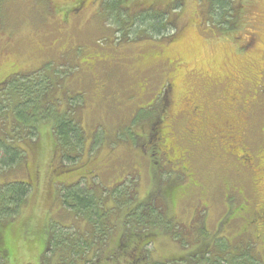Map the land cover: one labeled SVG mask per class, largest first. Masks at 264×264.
Instances as JSON below:
<instances>
[{
  "label": "rangeland",
  "instance_id": "374dc122",
  "mask_svg": "<svg viewBox=\"0 0 264 264\" xmlns=\"http://www.w3.org/2000/svg\"><path fill=\"white\" fill-rule=\"evenodd\" d=\"M144 1L142 8L150 7L153 0ZM173 1L158 0L155 7L168 10ZM86 3L64 22L62 17L73 14L70 10L76 0H0V82L20 72H35L47 63L66 71V88L84 95L79 117L87 133L83 154L84 161H89L86 171L98 176L93 182L96 186L101 182L108 193L123 182L126 188H136L141 199L149 195L161 198L162 185L158 179L154 183L151 172V158H158L150 152L154 144L161 154H169L172 164L159 161L167 174L175 171L172 174L182 179L175 185L176 208L171 212L183 223L189 245H181L173 236L161 237L150 247L152 260L164 263L182 255L191 260L200 242L193 241V229L187 225L196 215L197 226L203 230L204 239L200 240L204 250L215 249L220 243L222 249L227 246V253L239 254L237 245L241 243L242 253L264 264V228L253 234L250 227V238L236 239L246 232L242 231L243 222L236 219L229 228L218 230L228 209L226 196L231 192L237 191L243 200L238 210L245 207L251 213L254 207L249 209L250 203L264 202L263 189L251 187L250 169L243 170L236 157L228 154L231 144L222 137L235 118V127H241L242 119L237 117L241 110L229 89L235 93L243 90L245 102L254 105L248 125L250 149L253 154L264 151V0H231L234 10L223 18L212 11L210 0H181V9H169L176 25L173 43L165 38L149 42L140 34L139 40L129 44L121 41L123 33L97 11L99 0ZM227 21L238 22L236 31ZM173 33L170 31V36ZM165 94L168 101L160 110L161 95ZM195 105L203 108L201 116L191 112ZM157 114L156 119L164 122L159 124L156 140L148 122L136 123ZM188 128L197 133L190 134ZM47 132L41 127V145L30 151L29 167L0 175V182H11L28 179L29 170L35 174L34 192L24 212L10 222V229L9 224L1 228L5 241L12 245L14 259L5 263L0 258V264L59 262L52 251L42 262L40 235L22 240L23 229L30 226V233L41 232L46 238L51 216L53 223L72 227L71 218L55 202L57 185L53 183L58 178L50 173L55 169L50 166L54 152ZM251 171L256 178L262 172ZM129 178L135 180L132 187ZM76 180L64 177L61 184H75ZM93 182H88L91 187L85 181L80 184L91 189ZM237 206L232 205L233 211ZM80 227L86 228L84 222ZM57 228L54 237L71 231ZM245 257L243 254L242 259Z\"/></svg>",
  "mask_w": 264,
  "mask_h": 264
},
{
  "label": "trees",
  "instance_id": "16d2710c",
  "mask_svg": "<svg viewBox=\"0 0 264 264\" xmlns=\"http://www.w3.org/2000/svg\"><path fill=\"white\" fill-rule=\"evenodd\" d=\"M87 1L76 0L77 4L70 10L73 14L63 16L62 20L69 22L71 17L83 10ZM210 1L212 11L215 14L221 13L222 18L234 10L231 0ZM144 2L99 0L97 11H102V17L123 33L124 39L121 41L124 43L136 42L140 34L149 42L165 38L173 43L176 39L173 30L176 25L169 9H181V0H174L168 10H158L155 7L158 0H153L150 7L142 8ZM234 22L225 23L236 31L238 22ZM170 31L174 32L171 36ZM178 65L181 64L178 62ZM66 76V71L61 72L55 69L53 63H47L35 72H20L0 82V175L8 170L23 168L24 165L29 167L27 159L30 151H35L41 145V127L47 130L53 140L54 152L50 166L54 165L55 169L50 173H55L58 178L53 183L54 186L57 185L55 202L73 223L69 228L62 222L53 223L54 217L49 216L50 224L46 238H43L41 232L30 233L27 229L30 226L24 227L22 240L40 235L42 247L39 251L42 262L52 251L58 259L60 258L59 262L52 264H261L253 255L252 259L247 253H242L244 249L241 243L237 245L239 254L227 253V246L222 249L220 243L215 249L211 247L204 250L201 244L203 241L200 240V237L204 239L203 230L197 226L199 224L195 221L196 215L187 225L193 229V241L200 242V249L191 260L184 255L164 263L152 260L153 250L150 247L161 237L173 236L181 245H189L181 226L183 223L178 222L171 212L176 208L175 197L178 188L175 189V185L182 179H179L180 175L172 174L175 171L167 174L165 166L159 160L172 164L169 160L171 157L162 152L163 156L153 144L150 153L155 154L158 159L151 158L152 180L155 184L160 180L161 198L160 195H149L146 199H141L136 188H126L123 182L121 185L116 184L110 193L102 188L101 182L96 186L97 183L93 182V179L99 177L89 175L90 172L86 171L89 161L83 159L87 133L81 124L79 113L83 107L84 95L70 93L64 85ZM163 97L160 110L168 101L166 94L161 95V98ZM158 115L136 123L148 122L151 136L156 140L159 124L164 122V119H156ZM93 144L91 143V147ZM80 168H83V171H80ZM29 174L30 177L26 180L0 182V243L5 244L0 245V258L5 263L7 260L12 261L14 257L12 245L5 241L6 237L2 233L4 230L1 228L9 224L7 229H10V222L24 212L25 205L34 192L35 174L30 170ZM165 175H168L167 179ZM73 176L77 178L75 184H61L64 177ZM81 181H92L94 185L91 189L82 188ZM128 181L129 187L135 184V180L129 178ZM82 222L85 229L80 227ZM57 227L71 231L54 237V234L58 233ZM17 237L20 236L15 239ZM243 254L246 255L244 259Z\"/></svg>",
  "mask_w": 264,
  "mask_h": 264
},
{
  "label": "flooded vegetation",
  "instance_id": "af4514ba",
  "mask_svg": "<svg viewBox=\"0 0 264 264\" xmlns=\"http://www.w3.org/2000/svg\"><path fill=\"white\" fill-rule=\"evenodd\" d=\"M231 89L232 87L229 89L231 93V97L238 103V105L237 104L236 105L239 107V110H241V113L239 114V116H237L242 119L240 120L241 127L240 128L235 127V124L237 123L235 121L237 118H235V120L233 121L235 122L234 124L230 125L228 123V126L226 127L227 130L225 131V135H223L222 137L225 141H229L231 144L229 147L230 152L228 154L236 157L237 163L243 167V170L244 169L248 170V168L250 169L248 171H249V174L252 176V179L250 181L251 187L253 188L257 186V187L262 188L264 191V157H263L264 151L256 150L254 152L255 154H253L250 149L249 143H248V134H249L248 125L251 123L252 115L254 113L252 109L254 105L252 103L245 102V99H244L245 94L243 90L235 93V92H232ZM263 92H264V89L262 93ZM201 111H203V108L199 105L198 106L195 105L193 110H191V112L195 114L196 117H198L201 114ZM188 131L190 134H193V135L197 133V130H194L193 128L192 129L188 128ZM199 131H201V128L198 129V132ZM253 169H256L257 171L262 170V172H259L258 174L259 177L256 178V175L254 174L255 172L251 171ZM246 199L249 200V202H251L249 198L246 197L245 200ZM242 201L243 200L242 198H240V195L237 191L231 192L230 194L226 196V205L228 207L227 213L225 214V217H223L222 219L223 222L218 226V230L229 228L232 222H236V219L241 220L243 222L241 224L243 226L242 231L245 230L246 232H243L239 236L237 235L235 237L236 239L240 237H244V236L250 237L249 235H251V232L248 231L250 227L253 229V230L251 229L253 231V234H257L258 230L262 231V229L264 228V202L258 201L256 204L250 203L249 209L251 207H254V208H253V211L249 213L251 209L248 210L245 207L239 210L237 209L238 207L241 206ZM234 203H238V206L233 211L232 205H234ZM258 224H259V227L255 228L254 226H258ZM259 238L260 237H257V239Z\"/></svg>",
  "mask_w": 264,
  "mask_h": 264
}]
</instances>
